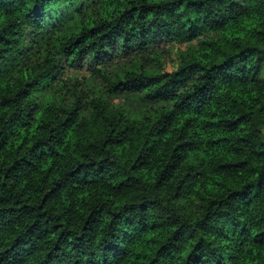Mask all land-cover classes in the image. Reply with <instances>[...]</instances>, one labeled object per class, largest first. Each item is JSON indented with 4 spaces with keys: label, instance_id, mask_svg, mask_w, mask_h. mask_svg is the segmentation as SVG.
I'll return each instance as SVG.
<instances>
[{
    "label": "clouds",
    "instance_id": "1",
    "mask_svg": "<svg viewBox=\"0 0 264 264\" xmlns=\"http://www.w3.org/2000/svg\"><path fill=\"white\" fill-rule=\"evenodd\" d=\"M0 264H264V0H0Z\"/></svg>",
    "mask_w": 264,
    "mask_h": 264
}]
</instances>
